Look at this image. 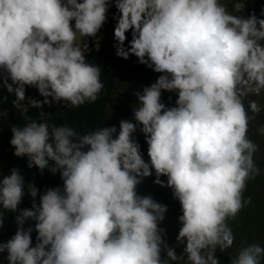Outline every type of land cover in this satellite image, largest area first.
I'll return each instance as SVG.
<instances>
[{"label":"clouds","instance_id":"obj_1","mask_svg":"<svg viewBox=\"0 0 264 264\" xmlns=\"http://www.w3.org/2000/svg\"><path fill=\"white\" fill-rule=\"evenodd\" d=\"M250 2L0 0V88L16 110H38L10 126V146L28 169L62 181L41 192L21 169L0 171V237L6 213L16 224L0 238V261L220 264L217 251L236 242L229 222L251 204L248 183L261 175L249 138L261 105L249 98L264 94V7L245 15ZM112 7L115 55L136 57L157 79L134 93L133 119L118 126L81 132L50 123L45 106L99 99L103 67L88 61L89 41L102 38ZM164 92L176 95L173 106ZM6 115L0 109V120ZM153 173L180 205L176 246L160 227L168 206L138 192ZM26 196L31 206L22 208ZM230 264H264V246L244 243Z\"/></svg>","mask_w":264,"mask_h":264},{"label":"trees","instance_id":"obj_2","mask_svg":"<svg viewBox=\"0 0 264 264\" xmlns=\"http://www.w3.org/2000/svg\"><path fill=\"white\" fill-rule=\"evenodd\" d=\"M262 7H264V0H253V2L248 4L245 15H247L248 11L254 10L259 16ZM115 11L114 7L110 9L109 22L104 26L103 37L99 41H90V50L87 56L89 62L103 67L101 79L105 87L99 99L93 104H85L78 108L59 105H54L51 108L45 106L43 111L50 113L48 117L50 123L57 125L66 124L81 132L102 127L104 124L106 126L110 100L113 94L120 89L122 83L120 77L109 63L110 58L116 56L113 46V21L111 19ZM128 39H131L130 34H128ZM152 72L149 68L144 71L146 75H151ZM27 95L36 99H42L37 90L32 88L27 89ZM13 99L14 96L9 95L6 89L0 88V109L7 113L3 120H0V130H2L0 131V171L8 174L14 167L21 169L26 180L33 181L41 192L48 187L61 185L62 181L58 174L52 175L47 170L41 174L35 168L28 169L26 158L14 156V149L9 143L12 135L10 126L12 124H23L26 117L36 118L38 110L27 107L23 111L16 110L12 104ZM245 103L247 104V101ZM249 138L258 145V131L255 119L249 127ZM255 162L261 169V175L248 183L245 192V198L250 196L252 202L241 211L236 220L229 222L233 228L236 242L232 249L224 253H220L219 250L217 251L220 264H230V260L235 256L237 249L244 243L258 242L261 246H264V202L262 201L260 192L263 170L258 163L257 153L255 154ZM30 206L31 200L26 196L21 207ZM15 230L14 214L6 213L5 227L0 238L7 240L14 234ZM33 242L35 243V233H33ZM0 264H7V261H0Z\"/></svg>","mask_w":264,"mask_h":264},{"label":"rangeland","instance_id":"obj_3","mask_svg":"<svg viewBox=\"0 0 264 264\" xmlns=\"http://www.w3.org/2000/svg\"><path fill=\"white\" fill-rule=\"evenodd\" d=\"M104 28L101 30L100 36L103 37ZM99 41L100 38L94 39ZM109 63L116 71L121 80L120 89L113 94L108 108V116L106 121V126L117 125L120 120H132L133 119V105L135 104L136 97L135 92L142 89L143 86H149L151 83L155 82L158 75L153 73L151 75H146L144 71L147 69L145 65H141L137 62L136 57L132 56L127 60L118 58L117 56H112ZM169 96L172 97L169 100ZM176 99L174 93L164 92L162 94V102L168 106H173ZM249 99H256L261 105V112L256 116L255 123L257 131L264 127V94L260 97H250ZM138 142L141 144L142 151L144 153V158L147 161V145L144 141V137L139 132L136 134ZM258 146L259 151L258 163L263 170V174L260 182V192L262 196V201L264 202V135L258 131ZM155 179V174L151 177L145 178L141 185L138 187V192L141 195H151L156 201L166 204L168 206V211L166 213L165 220L161 223L160 227L167 230V240L172 246H176L175 237L178 234L180 224L178 223V216L181 215L180 205L177 200L173 198L172 190L167 187H160L156 185L153 181ZM162 180L166 181V177H161ZM183 246L176 247L177 253L182 252ZM179 264H184L183 261Z\"/></svg>","mask_w":264,"mask_h":264},{"label":"built area","instance_id":"obj_4","mask_svg":"<svg viewBox=\"0 0 264 264\" xmlns=\"http://www.w3.org/2000/svg\"><path fill=\"white\" fill-rule=\"evenodd\" d=\"M89 44H90V41H89Z\"/></svg>","mask_w":264,"mask_h":264}]
</instances>
